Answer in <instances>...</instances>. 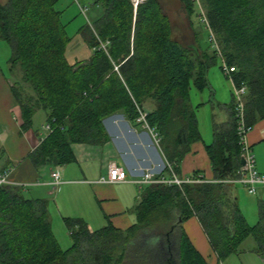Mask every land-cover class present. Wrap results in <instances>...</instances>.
<instances>
[{
    "label": "trees",
    "instance_id": "trees-1",
    "mask_svg": "<svg viewBox=\"0 0 264 264\" xmlns=\"http://www.w3.org/2000/svg\"><path fill=\"white\" fill-rule=\"evenodd\" d=\"M200 1L222 58L236 69L235 84L247 88L246 122L253 128L264 119V0ZM59 2L0 3V39L12 49L11 73L19 69L31 90L24 94L25 88L12 87L22 129L32 127L38 110L46 112L52 129L29 155L34 168L72 162V144H105V118L124 110L136 121L137 106L145 109L152 101L147 122L158 131L160 149L178 172L192 144L201 139L196 115L200 106L191 104V86L198 92L209 88L207 74L218 53L198 47L192 58V52L172 39L158 0L139 5L136 14L130 0H94L93 8L103 11L99 9L93 24L78 30L92 54L70 64L66 50L72 38L63 12L56 8ZM181 2L192 25L195 4ZM98 39L110 42L107 53L97 50ZM228 111L229 121L214 124L213 142L206 146L215 182L183 188L150 185L136 207L137 224L125 231L112 225L90 231L83 220L65 218L73 243L63 250L52 231L48 200L28 199L17 187H0V264H209L182 226L195 216L218 264L238 253L249 237L264 257V211L250 227L225 183L241 166L233 103ZM142 234L154 246V259L145 251L131 252Z\"/></svg>",
    "mask_w": 264,
    "mask_h": 264
},
{
    "label": "crops",
    "instance_id": "crops-1",
    "mask_svg": "<svg viewBox=\"0 0 264 264\" xmlns=\"http://www.w3.org/2000/svg\"><path fill=\"white\" fill-rule=\"evenodd\" d=\"M87 7L88 12L83 15L88 25H91L99 16V10ZM88 13L91 14V19H88ZM5 70L0 60V173L12 169L11 181L22 184L12 187L19 188L22 193H29L28 199L48 200L52 231L60 247L67 250L71 244L70 232L67 227V230L63 228V225L66 226L65 218L83 220L90 231H98L108 225L125 231L137 224L135 210L140 203L143 190L150 185L140 186L135 181L141 179L147 171L167 176L168 166L172 167L150 132L136 121H131L124 110H119L103 120L109 138L105 144H72L71 151L74 156L72 162L54 169L37 170L30 162L29 155L48 134L44 129L48 123L47 114L43 110H38L33 117L32 127L22 129V112L12 91L13 80ZM208 89L209 99L202 100L200 105L216 104L211 103L214 89L211 90L210 84ZM232 103L231 101L228 105L223 101L217 105L228 110ZM153 108L152 101L145 103L146 110L151 111ZM38 112H44V116L39 118ZM229 119L230 114L223 122L215 119L213 115V134L215 123H225ZM198 128L201 139L192 144L176 173L180 178L200 175L206 182L195 185H202L215 182L211 161L206 151V146L213 142V134L204 140L199 122ZM248 141L255 154L258 171L264 174V119L253 126L248 134ZM111 165L126 171L127 180L114 184L100 183V178L107 174ZM54 171L60 173V184L56 188L49 185ZM230 186L236 197L235 185ZM236 199L238 204V198ZM182 226L192 244L207 262L218 264L217 256L198 218L192 217ZM62 242L68 244L67 249L63 247ZM249 252L254 253L259 263L260 261L264 263V257L257 254L255 249Z\"/></svg>",
    "mask_w": 264,
    "mask_h": 264
},
{
    "label": "rangeland",
    "instance_id": "rangeland-1",
    "mask_svg": "<svg viewBox=\"0 0 264 264\" xmlns=\"http://www.w3.org/2000/svg\"><path fill=\"white\" fill-rule=\"evenodd\" d=\"M147 0H140L138 4H135L133 0H130L133 8L134 14L139 5L145 3ZM195 4V14L190 19L184 9V6L181 0H158L162 13L167 17L171 30H172V39L178 42L184 49L192 52L191 57L194 58V49L197 50L200 47L203 51H208L210 54L215 51L214 47L208 42L209 30L204 22L205 9L202 6L200 0H191ZM6 0H0V3H5ZM94 0H60L56 5V8L63 12L62 20L64 23H67V32L68 36L72 38L70 44L66 50V59L70 64H73L77 61H86L91 56L92 50L84 42L83 36L78 34V30L87 24V19L81 13L79 5L81 6H91L93 7ZM96 8V7H94ZM97 11L100 9L103 11L101 6H98ZM204 15V16H203ZM88 19H91V14L88 13ZM197 34V35H196ZM200 50V49H199ZM200 50L199 53L203 51ZM194 55V56H193ZM12 56L11 46L0 39V60L3 67H5V72L12 77L13 85L25 88L24 94L30 92L28 84L22 81V76L19 69L11 73L10 59ZM223 61L217 56L216 64L212 66L208 71V82L212 87L211 90L217 93H214L212 97V104L200 105L199 103L204 100L208 101L209 89L204 90L202 93L198 92L193 86L190 90V101L193 107L200 106L197 109V118L199 122L200 131L202 134V139L206 140L209 136L212 137V119L214 118L219 121H225L227 116L229 117V111L224 106H218L217 103L225 101L228 105L233 102V91L234 86L232 81L228 79L223 70ZM39 118L44 116V112L37 113ZM258 170V168H257ZM235 194L238 198V205L247 220V223L251 226H254L260 220V212L264 211V188L260 187L257 189L256 194H250L246 188L241 185H235ZM26 198L30 197L29 193H23ZM63 228L66 229V226L63 225ZM69 244L72 246V239L69 237ZM149 237L146 234L140 235V239L134 244L131 248L132 254L135 253L136 249L140 250V255L143 251L144 255L150 256L154 259V246L150 245ZM65 243V242H64ZM62 242L63 247L67 249V245ZM68 243V242H67ZM68 247V248H69ZM256 247V242L253 237H249L244 243L240 246L239 252L232 255L224 264H264L262 261H258L254 253L249 251L254 250ZM151 248V249H150ZM148 250V251H147Z\"/></svg>",
    "mask_w": 264,
    "mask_h": 264
},
{
    "label": "built area",
    "instance_id": "built-area-1",
    "mask_svg": "<svg viewBox=\"0 0 264 264\" xmlns=\"http://www.w3.org/2000/svg\"><path fill=\"white\" fill-rule=\"evenodd\" d=\"M198 1V0H197ZM135 4L140 2L133 0ZM81 12L85 15L88 12L87 6H80ZM204 16V15H203ZM204 22L209 30L208 42L214 47L215 51L218 53V56L223 61L222 70L225 76L232 81L234 86L233 91V106L236 118V130L238 135V142L241 147V161H244V165H241L237 170L236 175L233 179L226 180L225 183L229 185H241L247 189L250 194H256L257 189L260 187L264 188V174L260 173L257 170L256 157L252 151V147L248 141V134L252 128L247 125L246 114H245V97L247 94V88L244 84L237 85L233 80V74L236 72L234 67H230L224 61L221 56V50L219 48V43L216 35L209 28L207 23L206 16H204ZM99 46L97 50H102L108 52V47L110 42L108 40L101 41L98 39ZM115 71H118V67H115ZM138 117L136 122L140 124L144 129L150 132L155 143L160 146L161 137L158 131L155 128L149 126L147 122L148 111L138 107ZM47 133L51 132V126L47 124L44 127ZM168 175L163 176L161 174H155L152 171H147L141 179L136 180L135 182L140 186L143 185H166L169 187L176 186L178 188H183L184 185H195L200 183H205L206 181L200 175L191 177V178H180L177 173L173 170L171 166H168ZM12 169H9L3 173H0V187L2 186H19L22 184L14 183L11 181ZM52 182L49 183L53 188H56L60 184V173L54 171L51 174ZM127 180V173L123 169L117 167L116 165H111L108 168L106 175L102 176L99 180L100 183L104 184H114L118 182H123ZM24 187V185L22 186Z\"/></svg>",
    "mask_w": 264,
    "mask_h": 264
},
{
    "label": "water",
    "instance_id": "water-1",
    "mask_svg": "<svg viewBox=\"0 0 264 264\" xmlns=\"http://www.w3.org/2000/svg\"><path fill=\"white\" fill-rule=\"evenodd\" d=\"M241 165H244V161L243 160L241 161Z\"/></svg>",
    "mask_w": 264,
    "mask_h": 264
},
{
    "label": "bare ground",
    "instance_id": "bare-ground-1",
    "mask_svg": "<svg viewBox=\"0 0 264 264\" xmlns=\"http://www.w3.org/2000/svg\"><path fill=\"white\" fill-rule=\"evenodd\" d=\"M136 1H138V2H139L140 0H136Z\"/></svg>",
    "mask_w": 264,
    "mask_h": 264
}]
</instances>
